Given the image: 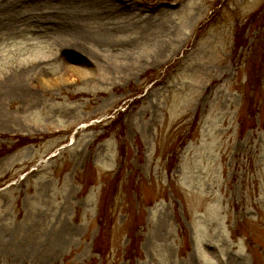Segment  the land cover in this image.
I'll list each match as a JSON object with an SVG mask.
<instances>
[{
	"label": "rangeland",
	"instance_id": "obj_1",
	"mask_svg": "<svg viewBox=\"0 0 264 264\" xmlns=\"http://www.w3.org/2000/svg\"><path fill=\"white\" fill-rule=\"evenodd\" d=\"M0 264H264V0H0Z\"/></svg>",
	"mask_w": 264,
	"mask_h": 264
},
{
	"label": "trees",
	"instance_id": "obj_2",
	"mask_svg": "<svg viewBox=\"0 0 264 264\" xmlns=\"http://www.w3.org/2000/svg\"><path fill=\"white\" fill-rule=\"evenodd\" d=\"M97 253H99V251H97Z\"/></svg>",
	"mask_w": 264,
	"mask_h": 264
}]
</instances>
